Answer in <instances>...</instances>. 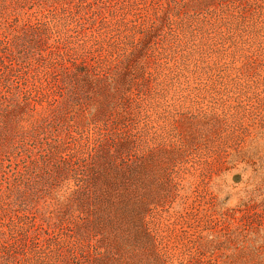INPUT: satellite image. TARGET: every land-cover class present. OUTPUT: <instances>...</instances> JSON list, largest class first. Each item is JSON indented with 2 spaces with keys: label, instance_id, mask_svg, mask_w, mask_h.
Returning a JSON list of instances; mask_svg holds the SVG:
<instances>
[{
  "label": "rangeland",
  "instance_id": "obj_1",
  "mask_svg": "<svg viewBox=\"0 0 264 264\" xmlns=\"http://www.w3.org/2000/svg\"><path fill=\"white\" fill-rule=\"evenodd\" d=\"M0 264H264V0H0Z\"/></svg>",
  "mask_w": 264,
  "mask_h": 264
}]
</instances>
